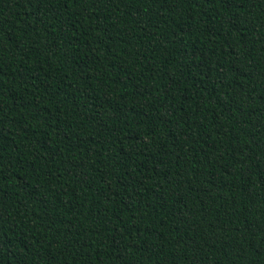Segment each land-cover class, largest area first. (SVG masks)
I'll return each instance as SVG.
<instances>
[{"label":"trees","instance_id":"16d2710c","mask_svg":"<svg viewBox=\"0 0 264 264\" xmlns=\"http://www.w3.org/2000/svg\"><path fill=\"white\" fill-rule=\"evenodd\" d=\"M0 264H264V0H0Z\"/></svg>","mask_w":264,"mask_h":264}]
</instances>
